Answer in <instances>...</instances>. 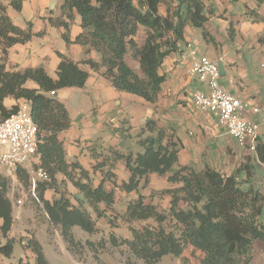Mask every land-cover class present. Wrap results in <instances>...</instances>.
<instances>
[{
	"label": "trees",
	"instance_id": "16d2710c",
	"mask_svg": "<svg viewBox=\"0 0 264 264\" xmlns=\"http://www.w3.org/2000/svg\"><path fill=\"white\" fill-rule=\"evenodd\" d=\"M23 1L10 0L9 5L20 11ZM207 1L61 0L59 16L49 21L65 29L64 40L70 43L69 28L76 15L79 16L81 32L74 42L100 57L99 61L86 59L82 63L95 70L103 68V76L117 90L154 103L165 80L158 69L172 51L185 44V27L192 25L202 29L204 39L212 41L204 28L209 13ZM254 1L264 4V0ZM139 31L143 34L141 44L136 42ZM32 35L31 26L26 29L15 26L6 7L0 3V121L19 107L17 104L6 107L5 99L29 103L30 116L38 127L36 156L39 163H33L32 167L44 171L49 178L36 181V197L47 222L58 229L69 252L74 253L72 248L78 246L73 228L94 234L98 229L96 219L109 226H116L119 219L129 225L142 223L140 228L130 226L128 236L119 243L114 237L110 240L113 246L124 245L130 256L145 264H155L166 255L177 257L186 245L200 250L199 264H238L241 257L252 252L255 242L264 244V190L253 184L249 165L242 166L244 177L236 173L225 175L208 166L203 170L180 166L177 143L166 139L163 130L152 121L137 135L141 152L113 153V161L124 160L130 174L119 185L111 171L94 184L91 175L102 163H96L92 172L77 162L68 163L59 135L69 128L70 119L55 93L65 87H83L88 73L60 53L56 79L43 67L8 70L7 49L30 40ZM126 59L136 61L138 71L133 70ZM28 81L34 82L37 88L27 87ZM254 152L264 167V140L261 138L256 140ZM153 173L165 176L169 183L176 185L160 192L161 197L167 198L162 210L158 204L147 202L140 192ZM58 174L78 190L81 198H75L77 204L59 188ZM15 177L24 186H30L29 173L23 167L15 169ZM106 181L112 184L110 189L106 188ZM141 181L143 186H140ZM10 187V178L0 172V264H3L1 258H11L19 243L9 235L14 223L13 204L8 195ZM115 188L136 194L121 216L113 207ZM47 189H52L57 196L45 199ZM167 222L172 224L171 228L166 226ZM26 249L31 254L30 259L24 255L14 264H50L37 239L30 237Z\"/></svg>",
	"mask_w": 264,
	"mask_h": 264
},
{
	"label": "crops",
	"instance_id": "0c3cea01",
	"mask_svg": "<svg viewBox=\"0 0 264 264\" xmlns=\"http://www.w3.org/2000/svg\"><path fill=\"white\" fill-rule=\"evenodd\" d=\"M9 1L0 0V3L6 7L12 23L22 29L30 25L33 35L30 40L7 49L8 70L43 67L52 79H56L60 53L78 63L88 73L83 87H65L58 90L55 96L65 105L70 119L69 128L59 135L65 159L68 163H79L90 172L96 163H102L103 166L91 175L94 184L104 178L107 171L115 175L117 185L128 179L130 174L125 161L114 162L113 153L126 155L141 152L137 135L149 121L163 130L166 139H173L177 143L180 166H191L196 170L208 166L225 175L236 173L243 176L245 171L241 170L242 166L249 165L253 173L264 172L254 151L240 147L219 125L215 116L193 106V93L203 90L205 86L190 75L189 60L178 61L174 52L164 59L158 72L164 75L165 80L157 100L150 103L134 94L117 90L103 76V68L95 70L82 63L86 59L99 61L100 57L95 51L86 52L83 46L74 42L81 32L79 16L76 15L70 25V43L64 40L65 29L49 21L59 16L61 0H24L20 11L12 8ZM206 9L209 13L204 28L212 41L204 39L202 29L187 25L184 29L185 44H181L180 49L186 51L197 46L199 55L221 62L224 75L220 77V83L249 107L263 106L264 4H257L254 0H208ZM142 39L143 34L139 31L136 42L141 44ZM1 58L0 46V62ZM126 61L133 70L138 71L136 61ZM26 86L37 88L32 81H28ZM22 102L21 99L7 98L4 105L9 108ZM246 116L259 121L264 118L260 113L247 112ZM260 138L264 140V134ZM33 163H39L37 156L33 158ZM111 164L114 166L109 168ZM56 178L59 188L77 204L75 198H81L78 190L62 174ZM148 180L144 186L146 189L140 188L146 201L149 199L147 202L158 204L162 200L166 205L167 198L159 195L160 200L154 201V195L176 185L169 183L165 176L154 173L148 176ZM105 186L110 189L112 184L106 181ZM8 195L10 197V191ZM56 196L52 189L44 192L47 200ZM135 196L134 192L126 193L115 188L114 209L123 201L126 208ZM13 228L14 223L9 232L11 237H14ZM27 252L25 247L23 253L16 256L12 254L10 259L1 258L2 263L14 264Z\"/></svg>",
	"mask_w": 264,
	"mask_h": 264
},
{
	"label": "rangeland",
	"instance_id": "374dc122",
	"mask_svg": "<svg viewBox=\"0 0 264 264\" xmlns=\"http://www.w3.org/2000/svg\"><path fill=\"white\" fill-rule=\"evenodd\" d=\"M32 164L33 161L30 162V166ZM254 171L256 170L254 169ZM252 175H254L252 180L255 187L264 190L263 170ZM252 175L250 174V176ZM244 176L246 175H241V177ZM8 177L10 178L12 202L21 201L13 208L14 238L19 241L14 247L13 254L15 256L23 253L27 240L33 237L43 246L44 254L50 264H145L143 261L130 256L124 245L113 246L110 240L114 237L119 243L120 240L128 236L130 226L140 228L142 223L134 222L129 225L119 219L120 221L116 223V226H109L105 221L96 219L98 229L94 234H88L79 228H74L73 236L78 242V246L72 248L75 252L71 253L68 251L67 243L61 238L58 229L47 222L40 203L34 199L30 192L31 186H24L15 176ZM141 186H143V182ZM159 195L158 193L156 196L154 195V201L160 200ZM124 203V201L121 202L115 209L119 216L123 215ZM158 206L161 210L166 207L162 200L158 202ZM171 225L169 222L166 224L170 228ZM24 255L30 259L29 251ZM200 258L201 252L197 247L186 245L179 256L166 255L155 264H199ZM238 264H264V244L255 242L252 252L241 257Z\"/></svg>",
	"mask_w": 264,
	"mask_h": 264
},
{
	"label": "built area",
	"instance_id": "2783aa9c",
	"mask_svg": "<svg viewBox=\"0 0 264 264\" xmlns=\"http://www.w3.org/2000/svg\"><path fill=\"white\" fill-rule=\"evenodd\" d=\"M172 52L176 54L178 61L189 60L190 75L195 76L205 86L203 90L193 93V106L215 116L219 125L240 147L254 151L256 140L264 134V118L261 121L251 120L246 113H260L264 117V105L249 107L230 93L220 83L218 62L199 55L197 46L187 48L186 51L178 47ZM50 93L54 94L53 91ZM37 143L38 127L30 116L29 103L23 101L14 114L0 121V172L14 177L17 167L26 169L30 178V192L38 201L35 193L36 181H48L49 178L44 171L30 166L36 156ZM20 203L18 200L13 205Z\"/></svg>",
	"mask_w": 264,
	"mask_h": 264
},
{
	"label": "water",
	"instance_id": "95a60500",
	"mask_svg": "<svg viewBox=\"0 0 264 264\" xmlns=\"http://www.w3.org/2000/svg\"><path fill=\"white\" fill-rule=\"evenodd\" d=\"M218 68H219V71H220V76L224 75V73L222 71V63L221 62H218Z\"/></svg>",
	"mask_w": 264,
	"mask_h": 264
}]
</instances>
